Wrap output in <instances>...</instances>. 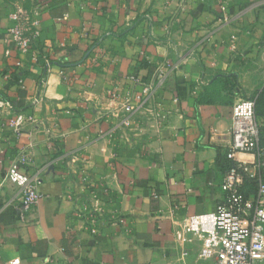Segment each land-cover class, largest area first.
I'll list each match as a JSON object with an SVG mask.
<instances>
[{
    "label": "crops",
    "instance_id": "0c3cea01",
    "mask_svg": "<svg viewBox=\"0 0 264 264\" xmlns=\"http://www.w3.org/2000/svg\"><path fill=\"white\" fill-rule=\"evenodd\" d=\"M263 85L264 0H0V179L17 159L40 194L1 187L0 264H208L181 222L223 198L232 103Z\"/></svg>",
    "mask_w": 264,
    "mask_h": 264
},
{
    "label": "built area",
    "instance_id": "2783aa9c",
    "mask_svg": "<svg viewBox=\"0 0 264 264\" xmlns=\"http://www.w3.org/2000/svg\"><path fill=\"white\" fill-rule=\"evenodd\" d=\"M8 17L12 41L19 48H27L37 33L31 30L24 10L17 8L9 12ZM163 76L162 67L156 68L147 87L152 89L159 85ZM2 109L10 110L11 107L8 101L0 99ZM230 122L228 158L234 160L236 153H246L253 155L254 161L251 164L236 161V167L226 170L219 183L223 198L212 210L183 218L182 240L196 239L199 243L197 259L208 264H264V144L260 134L263 125L254 115L253 99L237 98L231 106ZM15 124H20L19 117ZM17 163V159L13 160L0 179V189L5 182L13 184L19 193V209L28 212L38 203V183L20 170ZM244 175L257 180L252 194L241 192Z\"/></svg>",
    "mask_w": 264,
    "mask_h": 264
},
{
    "label": "trees",
    "instance_id": "16d2710c",
    "mask_svg": "<svg viewBox=\"0 0 264 264\" xmlns=\"http://www.w3.org/2000/svg\"><path fill=\"white\" fill-rule=\"evenodd\" d=\"M254 101V115L256 117L264 118V85L261 87V89L252 96ZM261 142L264 144V125L261 127ZM236 167L237 162L235 160L231 159H225L224 165L222 166V175L228 170L230 167ZM222 177V176H221ZM262 178L264 181V175L262 174ZM257 186V180L256 178H251L249 176L244 175V185L241 188V192L244 195H249L255 192Z\"/></svg>",
    "mask_w": 264,
    "mask_h": 264
},
{
    "label": "rangeland",
    "instance_id": "374dc122",
    "mask_svg": "<svg viewBox=\"0 0 264 264\" xmlns=\"http://www.w3.org/2000/svg\"><path fill=\"white\" fill-rule=\"evenodd\" d=\"M4 1L12 2V3L17 2V3L21 4L22 6H23L25 3L30 4L31 2H33V0H4ZM238 95L241 96V97H252V96H253L252 93H244V92H242V93H240V94H238Z\"/></svg>",
    "mask_w": 264,
    "mask_h": 264
}]
</instances>
